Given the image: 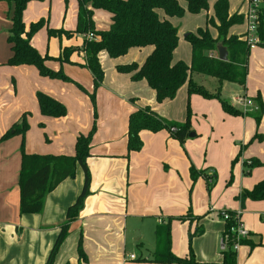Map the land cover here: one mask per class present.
Instances as JSON below:
<instances>
[{
	"label": "crops",
	"instance_id": "1",
	"mask_svg": "<svg viewBox=\"0 0 264 264\" xmlns=\"http://www.w3.org/2000/svg\"><path fill=\"white\" fill-rule=\"evenodd\" d=\"M67 1H63L64 9ZM179 2L185 7L182 1ZM45 11L42 4L29 3L23 13L25 29L28 30L31 23L44 19L42 15ZM77 11L78 6L72 14L73 24L67 28H49L47 18L45 27L31 39V45L41 56L53 59L46 62V66L54 72L61 71L71 81L62 82L40 77L33 67L6 65L11 57L7 43L11 8L6 2H0V138L26 115L29 127L23 137L26 155L73 156L76 138L85 136L95 120L90 115L87 117L89 100L83 94H90L88 91L93 88V79L83 65L82 36L76 35L79 43L75 46L68 41L54 46L55 37L51 39L47 36L48 29L74 32ZM98 12L94 11L92 16L94 30L107 31L111 24L110 15ZM235 12H229V15ZM173 20L177 19L170 20L172 25ZM239 27L230 30V34L243 35L244 24ZM43 33L46 35L45 48L38 45L42 42L39 39ZM178 36L180 38L179 32ZM64 48L74 51L68 57L67 54L63 56ZM151 51V47L131 49L116 60L108 59L104 53L99 55L101 67L108 73L97 95L105 96L106 108L94 121L96 130L91 140L90 156L86 160L90 175L89 195L77 219L69 225L68 235L52 264H155L151 262L155 249L154 233L159 226H166L169 220L170 246L174 256L187 258L189 234L200 231L190 243L195 264H225L219 250L224 223L218 212H240V220L248 231L247 239L234 254L235 264H264V200L253 202L241 197L242 192L251 190L264 179V47L257 50L254 56L256 65L253 67H250L249 56L245 86L233 85L236 89L234 96L258 98L262 111L243 116L210 112V117L204 120L205 128L192 134L195 137L200 132H208L212 128L210 125L221 122L223 130L232 139V145L227 151L220 148L213 150L214 157L209 155L208 159L207 145L203 143L206 149L203 160L197 152L198 142L188 138L179 143L165 130L141 132V151L127 152L129 116L144 107L163 115L160 110L166 105L155 102L154 93L145 82H132L130 75L114 70L118 65L141 66ZM59 58H67L68 61H55ZM178 58L174 52L173 60L182 61ZM224 84L221 90L225 88ZM39 92L61 103L66 108V116L60 119L42 118L36 102ZM21 143V135H13L0 142V264H45L65 221L67 209L82 190L83 173L77 168L74 179L64 180L49 193L43 201L41 213L20 216L18 179ZM218 155L229 162L236 159V178L224 197L214 200L213 210H208L216 180L209 190V197L202 198L204 180L198 177L193 183L190 170L194 169L196 173L209 170L205 172L209 175ZM249 161H257L261 166L248 169L246 163ZM192 185L195 188L189 197ZM132 219L152 221V226H145V237L141 229H130L128 221ZM133 233L135 240L138 238V246H149L146 256L126 254L125 247ZM79 245L81 254L78 252ZM129 256L134 259L130 260Z\"/></svg>",
	"mask_w": 264,
	"mask_h": 264
},
{
	"label": "trees",
	"instance_id": "2",
	"mask_svg": "<svg viewBox=\"0 0 264 264\" xmlns=\"http://www.w3.org/2000/svg\"><path fill=\"white\" fill-rule=\"evenodd\" d=\"M44 0H0L6 2L11 13L8 15L10 21L9 37L7 43L10 46L11 57L6 62L7 66L33 67L42 78L71 82L61 71L54 72L46 66V62L53 59L41 56L31 45V39L47 23L40 19L31 23L28 30L23 23V13L26 6L31 2H42ZM78 11L76 29L74 32L64 30H47L48 38L79 35L84 36L91 33L92 41L83 40L81 52L84 54L83 64L93 79L94 92L101 85L104 73L99 61L101 53L106 54L108 59L116 60L124 57L131 49H142L151 47V53L145 58L141 66L135 64L118 65L115 71L119 74L130 75L132 82H145L147 87L153 91L154 100L161 104L165 100H173L178 90L186 85L187 99L192 95H198L206 100L217 99L225 114L230 116H243L239 109L228 101L220 100L221 85L228 83L239 87L245 86L247 75V64L250 49L242 40L243 35H231L230 30L242 26L243 16L238 12L229 15L228 0H214L212 6L213 15L208 18L203 28H198L195 33L184 35L190 48V63L187 65L182 61L173 60L177 48L179 36L178 28L174 27L171 19L181 20L185 11L190 15L207 12L209 0H76ZM264 5V0H261ZM94 11H103L110 15V26L107 31L96 32L92 16ZM210 29L215 30L216 36L210 34ZM258 46L264 47V6L259 11L257 21ZM223 47L227 52L225 62L217 59V47ZM72 49H63L62 54L70 56ZM57 62H67V58L56 59ZM193 74L212 78L217 83L216 94H209L192 80ZM81 91H83L81 89ZM91 102L94 104V93L90 94ZM259 113L262 106L255 98L253 100ZM36 102L39 115L47 119H60L66 116V108L54 98L43 94H36ZM189 110V109H188ZM96 114L94 115V119ZM258 118L256 121L258 122ZM95 123V122H94ZM93 123L90 131L84 136L76 138L73 156H40L24 154L23 137L28 130L26 115L21 117L19 124H14L11 131L0 138V142L7 140L13 135H21V164L19 171V215H37L41 213L45 197L51 193L61 182L66 179H74L75 171L80 168L83 173V187L76 201L66 212L63 225L60 227L59 235L50 251L45 264H52L58 249L68 235L69 225L77 219L82 209L85 198L89 195L90 175L86 160L90 156V145L95 133ZM167 131L179 143H183L192 134L188 117L184 124L169 122L155 114L148 107L136 110L129 116L127 129V152H139L142 143L139 138L141 132L157 133ZM13 132V133H11ZM254 139V138H253ZM260 141V137H259ZM248 169L261 166L257 161L246 163ZM198 177L206 179L208 189L214 185L216 176L206 175L205 172L196 173L190 170V178L194 183ZM242 199L253 202L264 200V179L258 182L251 190L242 192ZM231 214V213H230ZM178 220H181L179 218ZM170 220L166 226L156 228L155 249L152 253V261L155 264H195L191 251V240L199 235L200 231L189 234L188 257L178 258L171 252L170 244ZM231 224H225L222 237L227 239L230 248L231 236L228 232ZM79 254L82 253L78 246ZM225 264H235V255L230 250L222 253Z\"/></svg>",
	"mask_w": 264,
	"mask_h": 264
},
{
	"label": "rangeland",
	"instance_id": "3",
	"mask_svg": "<svg viewBox=\"0 0 264 264\" xmlns=\"http://www.w3.org/2000/svg\"><path fill=\"white\" fill-rule=\"evenodd\" d=\"M64 0H51L48 2L47 0H44L42 2H35L36 4H42L46 11L42 15L44 19L47 21L48 18V25L49 28H67L68 25L73 24V18L72 14L74 9L77 7V1L76 0H68L66 3V8L64 9ZM229 3V12L233 13L235 11H241L244 12L246 10V0H228ZM212 6H213V0H209V6H208V11L207 12H200L197 15H190L185 11V14L181 20H173V25L178 28V32L180 35L179 41L177 48L175 50L176 57H179L178 59H181L182 61H186V63H189L190 61V48L188 42L184 39V35L189 34V33H195V31L198 28H203L205 26V22L208 18H211L213 15L212 13ZM263 3L260 5V10L263 8ZM98 13L101 14H106L103 11H99ZM47 24V23H46ZM239 28H242L240 26ZM236 28H233L235 30ZM241 29H239L240 31ZM74 31V30H73ZM210 34L215 37L216 33L215 30L210 29ZM76 35L74 34L72 36L68 37H56L54 39V46H56L58 43L63 44L64 42L68 41L71 46H75L77 43L76 40ZM40 38V37H39ZM53 39V38H51ZM42 42L39 45V47L45 48V43H46V35L43 33L42 38L39 39ZM52 47V46H51ZM50 47V48H51ZM258 49H252L250 50L251 55H250V67L256 65L254 56L260 48L262 49L263 47H259L258 45L256 48ZM106 70L103 69L104 72V77L108 73ZM115 71V70H114ZM192 80L194 83H196L197 86L202 87L206 92L209 94H216L217 92V83L214 79L204 77L201 75H196L193 74ZM225 88L221 90L220 93V100L228 101L229 103H232V100L234 97H244L247 100H250L253 102L254 106L258 108L257 104L253 101L251 98H247L243 95H237L234 96L236 93V89L234 88L233 85L231 84H224ZM100 87H98L99 89ZM94 92V87L91 89V92L88 91L90 94L94 93V104L91 102V98L89 97L90 94H85L88 98L89 102V112L87 117L90 115L92 119H94V115L96 114L97 116L100 115L105 110V105H104V97H100L97 95V91ZM225 91V95L224 92ZM87 92V93H88ZM104 95V94H103ZM234 104V103H233ZM161 106L166 105V107H162L160 110L163 115L159 114L160 116L166 118L165 120L172 121L176 124H184L187 117L189 121V126L191 133H196V131H201V129L205 128V117H210L209 113H224V111L221 108L220 102L217 99H211V100H206L203 99L202 97L198 95H192L190 99H187L186 95V85L181 87L175 98L173 100H165L161 104ZM238 108V107H237ZM189 109V110H188ZM240 112H242L244 115H248L249 112L255 114H258L259 111H247L244 112L242 108H238ZM83 113V112H82ZM159 113V112H158ZM93 120V123L94 121ZM163 118V119H164ZM207 121V120H206ZM92 123V125H93ZM212 128L209 129L208 132H200V134L196 135L193 138H190L191 141L193 142H198L199 150L197 151L200 154L201 160L205 159V153L206 149H204V144L207 145V152H208V159L209 155L210 158L214 157L213 150L219 149L223 151H227L229 147L232 145V139L225 133L223 130V125L221 122H216L214 125H210ZM204 143V144H203ZM197 155V154H196ZM195 155V156H196ZM214 169H210V172L212 174L216 173V188L214 189L212 195H211V201L209 202V208L208 210H213V205H214V200L219 199L220 196L224 197V193L229 190L233 182L236 178V170L235 166L237 165L236 159L232 161H226L222 156L218 155L215 157V162H214ZM209 170H206L205 172H208ZM209 172V173H210ZM215 172V173H214ZM244 175L247 176V171L244 169ZM238 176H240V173L238 171ZM204 180V186L201 190V196L202 198L204 197H209L210 191L208 189V184L206 182L205 178H202ZM194 185H192L191 189L188 191L189 197L191 196V192L193 190ZM219 213L217 215L219 216ZM220 217V216H219ZM221 219V218H220ZM130 229H134L135 231H138L141 229L143 233V237H145V226L148 224H151L152 226V221L150 220H140V219H132L128 221ZM131 233V231H130ZM129 240V238H128ZM138 238L135 240V234L133 233V236L130 240V243L126 245L125 251L126 254H133L137 257L141 256H146V248L149 247L148 245L144 244L142 248L138 246L137 244ZM152 241V238H150V242ZM147 243V242H146Z\"/></svg>",
	"mask_w": 264,
	"mask_h": 264
},
{
	"label": "built area",
	"instance_id": "4",
	"mask_svg": "<svg viewBox=\"0 0 264 264\" xmlns=\"http://www.w3.org/2000/svg\"><path fill=\"white\" fill-rule=\"evenodd\" d=\"M246 10L241 13L243 16V22L245 26V31L243 34L242 40L246 42L247 46L250 50L256 48L259 43L257 37V21L258 14L260 11V5L262 4L261 0H246ZM83 40L92 41L94 37L91 33H88L82 36ZM82 57L84 59V54L82 53ZM234 103V104H233ZM232 104L234 107L244 109V112L247 111H257V107L254 106L253 102L247 100L244 97H234L232 100ZM237 108V109H238ZM212 173L209 174L211 176ZM219 216L222 222L225 224H231L228 229V232L232 239V244L230 248L227 245V239L222 237L219 242V250L221 253H224L228 250L233 254H236L242 244L248 237V231L244 228L241 220H240V212L229 213V212H220ZM130 260H133V256H129Z\"/></svg>",
	"mask_w": 264,
	"mask_h": 264
},
{
	"label": "water",
	"instance_id": "5",
	"mask_svg": "<svg viewBox=\"0 0 264 264\" xmlns=\"http://www.w3.org/2000/svg\"><path fill=\"white\" fill-rule=\"evenodd\" d=\"M217 59H218L219 61H223V62H225L226 59H227V52H226V50H225L223 47H221V46H218V47H217ZM223 95H225V94H223ZM192 137H194V134H190V135H189V138H192Z\"/></svg>",
	"mask_w": 264,
	"mask_h": 264
}]
</instances>
